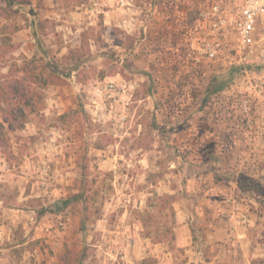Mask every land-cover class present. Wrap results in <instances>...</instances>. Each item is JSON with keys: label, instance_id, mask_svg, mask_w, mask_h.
Returning <instances> with one entry per match:
<instances>
[{"label": "rangeland", "instance_id": "374dc122", "mask_svg": "<svg viewBox=\"0 0 264 264\" xmlns=\"http://www.w3.org/2000/svg\"><path fill=\"white\" fill-rule=\"evenodd\" d=\"M207 1L0 0V38L10 39L0 42V65L35 55L38 69L53 61L60 77L45 87L40 113L8 132L11 180L0 191L30 194L22 205L35 220L8 230L0 264H61L67 250L82 253L81 264H158L153 244L185 264L172 203L200 196L209 168L225 186L218 218L228 194L245 197L249 260H264V124L249 131L237 113L242 85L264 79V65L247 57L187 72L183 27ZM232 66L240 69L231 83L208 95L212 78Z\"/></svg>", "mask_w": 264, "mask_h": 264}, {"label": "built area", "instance_id": "2783aa9c", "mask_svg": "<svg viewBox=\"0 0 264 264\" xmlns=\"http://www.w3.org/2000/svg\"><path fill=\"white\" fill-rule=\"evenodd\" d=\"M192 12L183 27L181 56L190 75L199 74L209 63L238 64L247 57L264 65V0H209ZM239 93L237 113L251 131L257 123L264 124V79H248ZM48 168L42 162L41 171L46 174ZM224 204V219L234 237L250 224L251 215L239 193L228 194Z\"/></svg>", "mask_w": 264, "mask_h": 264}, {"label": "crops", "instance_id": "0c3cea01", "mask_svg": "<svg viewBox=\"0 0 264 264\" xmlns=\"http://www.w3.org/2000/svg\"><path fill=\"white\" fill-rule=\"evenodd\" d=\"M261 145L264 146V141L261 142ZM220 159L221 156H217L214 161H220ZM187 165V163L184 164L183 169ZM190 166L195 170L194 165ZM207 170L205 178L209 179V183L202 190L200 196L195 195L193 197L192 193H184L172 203L176 223L173 241L177 247L183 249L185 264H251L247 236L249 225L246 228L239 229L234 237H231L224 216L219 219L215 211V209H220L218 196L225 190V186L215 183L214 174L216 170L212 168ZM29 173L27 172L26 175H29ZM194 175L195 173L192 172L186 190H190V185L194 184L196 178L193 177ZM20 177L24 178L25 176ZM9 179L11 180V172L7 167L6 159L1 156L0 184H9ZM168 192L175 194L176 190L169 188ZM20 195V198H16L17 205H12L6 198H0V242L10 240L11 233L8 230L15 227L19 222L25 221L26 227L30 224L32 228L34 227V222H31V219L35 218L34 211L25 210L22 205L23 200L29 197L30 194L23 193L20 190ZM37 224L35 235L32 238H39L42 232L41 222ZM26 236L28 235L25 233L24 237ZM27 240H23V244ZM153 245L151 252L159 250V253H156L160 260L158 264H162L164 261V264H171L172 253L160 250L159 244Z\"/></svg>", "mask_w": 264, "mask_h": 264}, {"label": "trees", "instance_id": "16d2710c", "mask_svg": "<svg viewBox=\"0 0 264 264\" xmlns=\"http://www.w3.org/2000/svg\"><path fill=\"white\" fill-rule=\"evenodd\" d=\"M193 15L194 13L191 12L189 18L191 19ZM9 40L8 37L0 38L2 44H6ZM3 66L8 68L0 75V156L8 160V156L13 155L8 132L22 129L30 121L32 114L40 113L44 106L45 87L58 84L60 77L57 72L59 65L53 61L46 63L45 71L38 69L35 55L23 57L21 63H18L17 59L11 65L4 63L0 65V69ZM239 69V66H232L228 72L214 76L208 85L207 94L217 93L227 87ZM235 182L243 194L250 192L246 179L239 177ZM0 186L6 189V185L0 184ZM0 198H6L12 205H17L16 192L12 196H7L4 191H0ZM23 242L21 239L19 244ZM83 259L84 255L79 251L67 250L61 264H81ZM252 264H264V260L254 259Z\"/></svg>", "mask_w": 264, "mask_h": 264}]
</instances>
